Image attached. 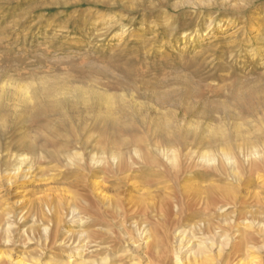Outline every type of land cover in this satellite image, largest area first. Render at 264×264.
Masks as SVG:
<instances>
[{"label":"rangeland","instance_id":"374dc122","mask_svg":"<svg viewBox=\"0 0 264 264\" xmlns=\"http://www.w3.org/2000/svg\"><path fill=\"white\" fill-rule=\"evenodd\" d=\"M1 85L0 264L264 224V0H0ZM246 231L220 264H264Z\"/></svg>","mask_w":264,"mask_h":264},{"label":"bare ground","instance_id":"6f19581e","mask_svg":"<svg viewBox=\"0 0 264 264\" xmlns=\"http://www.w3.org/2000/svg\"><path fill=\"white\" fill-rule=\"evenodd\" d=\"M4 88L6 87L3 85L0 86V95H2L5 91H7ZM20 89L22 91L23 97L31 100L30 99L31 95L30 92H28V89L26 88H20ZM126 155L127 152L124 153L122 152V150L119 149H114L113 151L110 152V157L116 160L114 166L116 170H120ZM21 161L22 162L24 161L23 156ZM109 165L112 169L113 165L111 164ZM17 173H20L22 175L24 174L25 179L28 178L27 177L28 171L25 172L21 167L17 168ZM11 178L12 176H10V179ZM246 221L241 223L244 225L243 230L240 228L236 229L237 231L236 236L235 235L231 236L230 232H228V230L234 227L232 225L234 223V220H228L227 218H225L223 220V223L221 224L214 223V221L210 219L205 221L201 220L202 226L200 224L197 226V232H198L197 237L194 235H190L184 230L181 231L175 230L174 238L172 239L174 240L172 244V253L175 256V257L173 256L175 259L174 264H214V263L220 264L221 261H224V259L227 260L231 256L243 252L247 244L253 243L254 241V233H248L246 230L253 229L260 231L264 227V224L259 225L260 223H257L258 226L256 227L254 221H250V222H246ZM124 231H125V235H127L128 237L129 233H127L126 230ZM220 232H224V233L221 234ZM82 234L83 232H81V235ZM147 235L143 237V242H145L144 247L149 249V247L151 248V246H157L155 242H153L154 241L153 234L152 232H150V230H148ZM142 249H143V243L141 242L140 243L132 242L130 246L129 245L126 246V250L124 251V253L131 254V259L129 264H143L147 256L145 254H141ZM79 251H75V253L79 254ZM98 251L100 253L101 250L99 249ZM164 257H166V255H164ZM118 259L119 256L116 253H114L112 250V252L106 251L104 257L96 256L92 260L85 259V257H82V255L78 258L71 255L67 260L60 261V263H55V264H118L117 263ZM16 264H19V262H16ZM44 264H48V261H45Z\"/></svg>","mask_w":264,"mask_h":264}]
</instances>
